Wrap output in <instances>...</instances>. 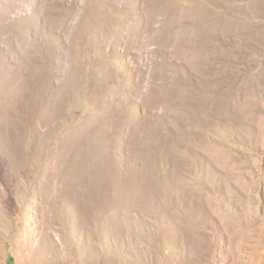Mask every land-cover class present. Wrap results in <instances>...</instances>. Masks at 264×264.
I'll return each mask as SVG.
<instances>
[{
    "label": "rangeland",
    "instance_id": "1",
    "mask_svg": "<svg viewBox=\"0 0 264 264\" xmlns=\"http://www.w3.org/2000/svg\"><path fill=\"white\" fill-rule=\"evenodd\" d=\"M0 256L264 264V0H0Z\"/></svg>",
    "mask_w": 264,
    "mask_h": 264
},
{
    "label": "crops",
    "instance_id": "2",
    "mask_svg": "<svg viewBox=\"0 0 264 264\" xmlns=\"http://www.w3.org/2000/svg\"><path fill=\"white\" fill-rule=\"evenodd\" d=\"M6 262V260H3V257L0 256V264H4Z\"/></svg>",
    "mask_w": 264,
    "mask_h": 264
},
{
    "label": "built area",
    "instance_id": "3",
    "mask_svg": "<svg viewBox=\"0 0 264 264\" xmlns=\"http://www.w3.org/2000/svg\"><path fill=\"white\" fill-rule=\"evenodd\" d=\"M4 264H9L8 262H5Z\"/></svg>",
    "mask_w": 264,
    "mask_h": 264
}]
</instances>
